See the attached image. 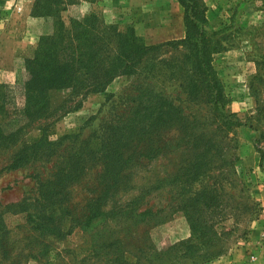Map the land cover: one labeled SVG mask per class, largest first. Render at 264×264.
Instances as JSON below:
<instances>
[{
	"label": "rangeland",
	"instance_id": "obj_1",
	"mask_svg": "<svg viewBox=\"0 0 264 264\" xmlns=\"http://www.w3.org/2000/svg\"><path fill=\"white\" fill-rule=\"evenodd\" d=\"M197 1L204 5L208 28L225 37L213 66L230 98L226 109L245 124L226 134V162L213 157L214 147L210 150V170L199 180L184 176L189 165L182 147L167 148L165 142L160 152L131 163L117 179L115 174L106 178L99 159L107 120L120 111L118 103L130 104L140 84L184 100L179 75L167 67L183 51L162 50L134 75L115 77L104 92L51 91L52 110L26 125L21 113L25 62L39 37L54 32V19L24 25L15 16L18 0L0 10V105L6 109L0 113V264H264V161L260 165L259 152L264 151V0ZM109 2L77 0L61 20L68 25L70 19L94 14L105 26L132 27L148 46L181 39L153 44L149 39L150 34L164 37L160 31L169 16H183L176 0ZM185 113L194 114L199 127L215 130L210 106L190 105ZM40 128L53 143L47 155L18 162L24 145L42 134ZM66 174L76 178L64 182L54 202L35 206L33 199L52 183L58 186ZM44 179L48 182L42 186ZM43 213L51 219L38 227L31 220ZM190 219L197 220L195 233ZM192 235L198 245L188 251L181 244ZM214 248L221 253L214 256Z\"/></svg>",
	"mask_w": 264,
	"mask_h": 264
},
{
	"label": "trees",
	"instance_id": "obj_2",
	"mask_svg": "<svg viewBox=\"0 0 264 264\" xmlns=\"http://www.w3.org/2000/svg\"><path fill=\"white\" fill-rule=\"evenodd\" d=\"M176 1L183 8L184 37L148 46L136 36L132 27L119 30L105 26L94 14L82 20L70 19L69 24L65 25L60 14L77 0H34L30 16L52 17L54 32L39 37L32 57L25 62L28 78L23 86L24 104L21 113L26 125L45 118L50 112L51 91L69 89L79 94L83 91L104 92L115 77L134 75L143 62L157 60L162 50H181L183 53H180L175 63L167 67L173 68V73L179 75L178 88L184 93L186 104L184 100L149 90L144 87L145 84H140L138 95H132L130 104L123 101L118 103L120 111L107 120L108 126L102 130L99 159L103 162L104 174L106 178L115 174V179L121 177L120 174H127L131 163L160 152L161 142H165L167 148L182 147V156L187 157L189 165L184 174L186 178L199 180L205 176L210 170H207L208 162L213 155L208 156V153L213 147V157L226 162L223 140L226 134L235 133L236 128L245 124L226 109L230 98L213 66L214 55L225 48V37L221 30L208 28L203 4L197 0ZM195 104H205L213 109L215 130L199 127L201 125L196 123L194 114L185 113V109ZM2 112H6V109L0 105ZM40 131L42 134L24 145V150L16 158L18 162L26 164L38 155H47L46 150L53 143L47 139L43 129L40 128ZM259 152L262 165L264 151ZM75 178L66 174L63 182H57L58 186L52 183L51 189L47 188L33 199L34 205L44 207L46 205L43 202L53 203V199L61 193L64 182L67 184ZM47 182L44 179L39 184L43 186ZM48 219L51 216L43 213L31 221L39 227ZM189 221L195 233L197 220ZM197 245L194 235L181 244L188 251L197 248ZM0 248L3 249V243ZM221 251L220 248H214V256ZM39 253L37 250L31 256L35 258Z\"/></svg>",
	"mask_w": 264,
	"mask_h": 264
},
{
	"label": "crops",
	"instance_id": "obj_3",
	"mask_svg": "<svg viewBox=\"0 0 264 264\" xmlns=\"http://www.w3.org/2000/svg\"><path fill=\"white\" fill-rule=\"evenodd\" d=\"M11 1L12 0H0V10L4 12V10H6V6L11 4ZM27 1L29 0H18L14 9L15 16H17L18 18L20 17L24 19V21H26L24 22V25H26L27 22L30 23V20L36 19L30 16V8L32 5L31 1L33 0H30L29 2ZM109 3L111 4V6L116 5L115 0H110ZM160 34L164 36L162 39H159L158 37L154 36V34H150V44L160 42L166 39L182 38L185 34L182 13L180 15L175 14L174 16H169L167 18V23L161 28ZM20 42L21 41H19V43Z\"/></svg>",
	"mask_w": 264,
	"mask_h": 264
},
{
	"label": "built area",
	"instance_id": "obj_4",
	"mask_svg": "<svg viewBox=\"0 0 264 264\" xmlns=\"http://www.w3.org/2000/svg\"><path fill=\"white\" fill-rule=\"evenodd\" d=\"M263 243H264V241H263Z\"/></svg>",
	"mask_w": 264,
	"mask_h": 264
}]
</instances>
